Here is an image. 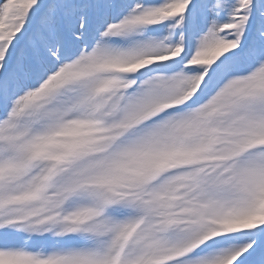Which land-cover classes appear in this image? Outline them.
<instances>
[{"label":"snow or ice","instance_id":"obj_1","mask_svg":"<svg viewBox=\"0 0 264 264\" xmlns=\"http://www.w3.org/2000/svg\"><path fill=\"white\" fill-rule=\"evenodd\" d=\"M0 264H264V0H0Z\"/></svg>","mask_w":264,"mask_h":264}]
</instances>
